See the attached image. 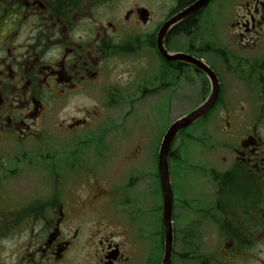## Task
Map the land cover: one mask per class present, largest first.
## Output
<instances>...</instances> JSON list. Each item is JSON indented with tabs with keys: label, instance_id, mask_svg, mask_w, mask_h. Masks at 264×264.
<instances>
[{
	"label": "flooded vegetation",
	"instance_id": "1",
	"mask_svg": "<svg viewBox=\"0 0 264 264\" xmlns=\"http://www.w3.org/2000/svg\"><path fill=\"white\" fill-rule=\"evenodd\" d=\"M196 1L0 0V264H162L158 165L146 171L142 139L129 137L124 118L145 109L135 93L156 112L164 78L169 107L185 72L210 85L196 65L162 60L156 43L163 24ZM231 1L237 4L229 20L225 0H210L167 38L187 35L186 48L169 49L194 56L218 76L213 108L222 133L214 147L230 159L220 162L223 168L213 158L206 170L190 166L177 180L171 173L170 264H264V0ZM200 28L202 43L194 39ZM145 44L155 65L120 59ZM99 110L124 117L102 129ZM50 145L70 147L74 158L33 170L34 159L50 157L44 154ZM35 172L47 178L34 184ZM147 209L161 210L154 224L145 222ZM179 220L186 221L181 239Z\"/></svg>",
	"mask_w": 264,
	"mask_h": 264
},
{
	"label": "rangeland",
	"instance_id": "2",
	"mask_svg": "<svg viewBox=\"0 0 264 264\" xmlns=\"http://www.w3.org/2000/svg\"><path fill=\"white\" fill-rule=\"evenodd\" d=\"M237 2L240 0H236ZM243 2V0H241ZM237 3H234L231 0H225L223 8L225 9V15L226 20H229V15L231 13L232 8ZM170 3L161 2V10L166 11L169 8ZM200 28L195 34L194 39L196 42L200 41L202 43V38H200ZM189 40V37L185 34H178V37L175 35L168 41V45L173 49H182L187 47V41ZM173 49V50H174ZM152 49L148 47L146 44L143 48H141L138 51H132L129 50L126 54H123L120 56V59L122 61L127 60L129 64H141L144 62V64H148V59L150 61L149 64L155 65L156 64V56L154 55V52L152 53ZM152 59V60H150ZM177 84H178V93H177V102H175L171 107H169V92H170V82L168 78H164L162 80L167 79V84L162 85V96L160 104L161 106L158 108L156 112H150L147 108L148 102L143 99L139 93H135L133 97H135L136 100H138L142 105H145V109L138 108L137 110L128 113V117L124 118L127 123V131L129 130V137L137 136L142 139V150L144 152V155L146 157V171H150L149 169H155L156 168V155L158 154L159 147L162 141V138L170 126V124L175 121L180 116L190 112L194 108L198 107L205 98L210 93V85L205 77L202 75H193L190 73H186L183 75L182 78L178 76ZM227 78V73L224 74V79ZM141 80V79H139ZM142 81V80H141ZM131 97V99L133 98ZM225 101L229 102L228 98H224ZM145 101V102H144ZM80 104H87L91 103L90 101L79 98ZM230 103H233V99L230 100ZM222 102H220V105ZM145 112H150L144 113ZM154 113V114H153ZM102 114V111L99 110L98 116ZM70 115H77L78 114H70ZM109 116L110 119H106V116ZM55 118L60 117L59 114L53 115ZM63 117V115H61ZM219 112H218V106L215 107L212 112L205 118L201 119L200 121L196 122L194 125L187 128L184 132H182L176 140L175 145L173 146V150L176 149L177 154L181 155V158L178 160L172 159L170 163V168L172 173L176 176L175 179H179L183 173L185 172V169L188 170L190 166H194L197 168L198 171L206 170V168L212 165L210 160L213 158L215 159V166L223 168L225 165L222 164H229V161L225 162L224 159H222V153L218 151V148L212 146V144H216L218 142L219 137H221V125L219 122ZM118 117H121L123 119L124 113H103L101 117L98 119L99 127L102 129L107 128L106 124L108 120H112L111 122L114 123ZM206 123V126L201 127L202 124ZM220 130V131H219ZM56 136H58L57 131H53ZM187 133H191V136H187L184 138ZM86 135H82L80 137L81 140H84ZM56 139V137H55ZM79 139V140H80ZM205 140L206 142L202 141ZM54 141V140H53ZM54 142L52 143V145ZM50 145L47 149H45V153H50L49 158H45L44 160L41 159H34L33 162V170L37 169H45L47 171H50L53 169V166H57L60 160L63 157L68 158H74V152H72V149L69 147L66 149L63 147L60 148H54ZM207 145V146H206ZM54 146V145H53ZM186 149V151H185ZM14 149L8 150L5 152V155H7V159H9V155L12 153ZM188 150H190L192 157L188 155ZM87 149H84V153H86ZM21 151L18 149L15 153L19 156H21ZM224 161V163H223ZM220 162L222 164H220ZM155 165V166H154ZM38 166V167H37ZM214 166V167H215ZM226 167V166H225ZM34 176H37V172L33 174V180L34 184H36L39 181H42L43 179H46V173H40V176L38 178H34ZM177 177V178H176ZM10 181L7 180L6 184H8ZM173 184L175 186V181L173 178ZM202 186V183H200V187ZM38 187L47 188V185L44 184L42 186L40 183L38 184ZM182 195H178V198H176L175 204L177 205L176 214L180 217L183 214L184 210L179 206V204L183 200ZM178 203V204H177ZM180 209V210H179ZM162 210H163V204H162ZM179 210V211H178ZM160 212L158 213H152V216L148 209L146 210V216H145V222H150L151 224H154V221L152 220L154 217L157 218L160 216ZM178 212V213H177ZM157 215V216H156ZM151 220V221H150ZM158 223V221H156ZM186 221H177V228L179 230L178 237L181 239L182 231L185 229ZM162 239L164 241V232H163V225H162ZM177 251L182 250L181 244L176 247ZM177 264H179L177 262Z\"/></svg>",
	"mask_w": 264,
	"mask_h": 264
},
{
	"label": "water",
	"instance_id": "3",
	"mask_svg": "<svg viewBox=\"0 0 264 264\" xmlns=\"http://www.w3.org/2000/svg\"><path fill=\"white\" fill-rule=\"evenodd\" d=\"M209 1L210 0H198L193 5L181 11L178 15L174 16L163 25L158 35V41H157L158 49L165 59H167L168 61L181 60L196 65L197 67L201 68L207 73L212 83V92L209 98L201 106L193 110L191 113L175 121L167 130L160 147L159 172H160L163 199H164L163 224L165 229V247H166L165 258L162 264H170L173 253V244H174V231H173V221H172L173 193H172L170 169H169V154H170L171 146L173 144L175 137L182 129L189 127L191 124L195 123L197 120H199L200 118H202L204 115L207 114V112L217 101L220 90L218 77L208 65L188 54L169 52L165 46V38L168 31L173 25L204 8L209 3Z\"/></svg>",
	"mask_w": 264,
	"mask_h": 264
}]
</instances>
